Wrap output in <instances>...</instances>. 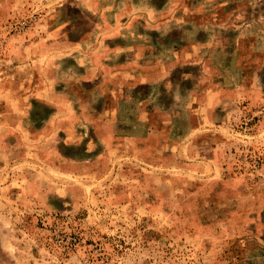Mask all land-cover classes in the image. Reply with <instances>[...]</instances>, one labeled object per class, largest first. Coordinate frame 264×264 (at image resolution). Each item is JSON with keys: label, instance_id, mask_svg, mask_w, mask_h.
<instances>
[{"label": "rangeland", "instance_id": "1", "mask_svg": "<svg viewBox=\"0 0 264 264\" xmlns=\"http://www.w3.org/2000/svg\"><path fill=\"white\" fill-rule=\"evenodd\" d=\"M0 264H264V0H0Z\"/></svg>", "mask_w": 264, "mask_h": 264}]
</instances>
